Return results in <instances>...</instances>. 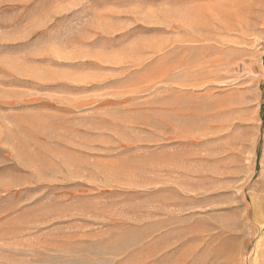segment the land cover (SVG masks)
<instances>
[{
    "label": "rangeland",
    "instance_id": "rangeland-1",
    "mask_svg": "<svg viewBox=\"0 0 264 264\" xmlns=\"http://www.w3.org/2000/svg\"><path fill=\"white\" fill-rule=\"evenodd\" d=\"M264 0H0V264H264Z\"/></svg>",
    "mask_w": 264,
    "mask_h": 264
},
{
    "label": "trees",
    "instance_id": "trees-1",
    "mask_svg": "<svg viewBox=\"0 0 264 264\" xmlns=\"http://www.w3.org/2000/svg\"><path fill=\"white\" fill-rule=\"evenodd\" d=\"M261 119H262V121H264V114H262Z\"/></svg>",
    "mask_w": 264,
    "mask_h": 264
}]
</instances>
